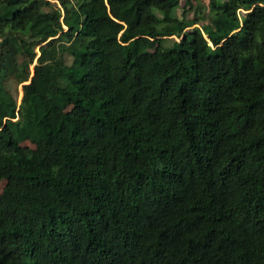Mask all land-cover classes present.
I'll return each mask as SVG.
<instances>
[{
	"label": "trees",
	"instance_id": "16d2710c",
	"mask_svg": "<svg viewBox=\"0 0 264 264\" xmlns=\"http://www.w3.org/2000/svg\"><path fill=\"white\" fill-rule=\"evenodd\" d=\"M55 1L0 0V264H264V0Z\"/></svg>",
	"mask_w": 264,
	"mask_h": 264
},
{
	"label": "rangeland",
	"instance_id": "374dc122",
	"mask_svg": "<svg viewBox=\"0 0 264 264\" xmlns=\"http://www.w3.org/2000/svg\"><path fill=\"white\" fill-rule=\"evenodd\" d=\"M50 4H52L54 7L59 8V3L55 0H48ZM75 2V0H72ZM193 9L187 14V16L191 19L196 18L198 20L199 27L205 26L207 23V20L212 17V7L209 0H192ZM185 6V1H180V9H178L176 15L180 16L182 14V10ZM239 17L242 18L244 12L239 11L238 12ZM38 49H36L37 51ZM35 60L33 64L30 66V76L33 74V67L35 65ZM6 90L15 98L17 105H19L21 98H22V86L15 84V82L12 79H8L5 82ZM23 147H29L34 148L33 145H31L28 142H24L22 144ZM5 185V182H0V193Z\"/></svg>",
	"mask_w": 264,
	"mask_h": 264
}]
</instances>
